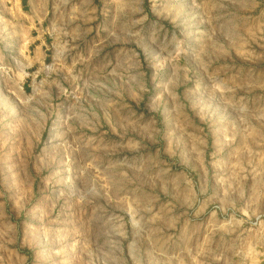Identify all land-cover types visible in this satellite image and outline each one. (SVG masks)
I'll use <instances>...</instances> for the list:
<instances>
[{"label":"rangeland","instance_id":"374dc122","mask_svg":"<svg viewBox=\"0 0 264 264\" xmlns=\"http://www.w3.org/2000/svg\"><path fill=\"white\" fill-rule=\"evenodd\" d=\"M0 264H264V0H0Z\"/></svg>","mask_w":264,"mask_h":264}]
</instances>
